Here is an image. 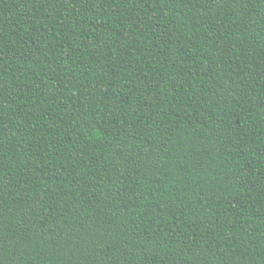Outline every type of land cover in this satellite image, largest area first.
<instances>
[{"label": "trees", "instance_id": "1", "mask_svg": "<svg viewBox=\"0 0 264 264\" xmlns=\"http://www.w3.org/2000/svg\"><path fill=\"white\" fill-rule=\"evenodd\" d=\"M0 264H264V0H0Z\"/></svg>", "mask_w": 264, "mask_h": 264}]
</instances>
